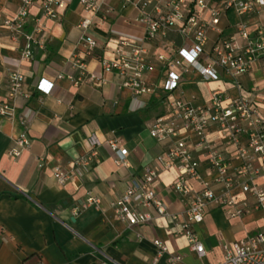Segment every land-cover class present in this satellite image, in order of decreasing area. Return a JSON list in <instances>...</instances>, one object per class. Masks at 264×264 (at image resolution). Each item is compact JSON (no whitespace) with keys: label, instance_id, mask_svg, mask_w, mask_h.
Wrapping results in <instances>:
<instances>
[{"label":"crops","instance_id":"0c3cea01","mask_svg":"<svg viewBox=\"0 0 264 264\" xmlns=\"http://www.w3.org/2000/svg\"><path fill=\"white\" fill-rule=\"evenodd\" d=\"M63 1L66 7L61 15L39 20L44 47H33L32 58L25 61L20 47L29 43L31 18L39 15L40 9L32 6L29 22L16 42L2 21L15 15L20 1L0 0V103L9 100L7 72L18 70L26 78V96L14 101L15 118L0 117V264H170L165 257L156 256L154 237L181 255L182 260L176 264H217L223 259L222 246L247 233H235L229 227L231 222L240 226L245 216L253 214L261 220L259 211L231 219L226 208L207 206L202 222L195 226L205 249L199 257L184 237L173 235L169 218L150 209V222L127 227L108 202L122 194L145 166H158L155 157L165 149L166 141L154 139L148 128L156 115L164 112L167 98L181 95L204 103L213 90L226 89L233 96L236 88L226 79L205 82L191 75L173 93L164 92L165 66L157 56H176L187 41L177 27L145 41V31L135 20L143 11L153 12L162 0H145L143 11L142 0H104L110 8L104 18L85 11L79 0ZM82 17L91 19L86 34L77 26ZM239 19L247 20L251 33L257 23L264 27V13L239 15L233 8L222 13L217 27L230 35ZM87 36L96 45L89 47ZM208 36L210 46L217 34L209 30ZM121 41L147 48L151 68L144 73L143 81L153 91L134 96L130 89L119 87L118 75L102 71L99 59L113 57ZM78 58L86 64L83 74L72 62ZM41 80L53 84L48 95L37 88ZM207 82L220 87L211 89ZM240 85L241 92L254 100L264 116V64L254 62L240 77ZM18 115L28 121L30 145L20 157L13 158L7 151L20 133ZM109 139L128 149L127 166L115 164ZM93 149L97 154L90 165L73 166V160ZM56 167L72 171L65 184H58L53 177ZM158 173L154 181L158 196L169 211L180 216L184 203L169 187L178 174L174 168ZM201 174L205 179L210 177L209 172ZM257 182L264 183V177ZM188 184L200 187L192 179ZM89 195L98 197L102 205L73 214L72 208Z\"/></svg>","mask_w":264,"mask_h":264},{"label":"built area","instance_id":"2783aa9c","mask_svg":"<svg viewBox=\"0 0 264 264\" xmlns=\"http://www.w3.org/2000/svg\"><path fill=\"white\" fill-rule=\"evenodd\" d=\"M20 6L15 15L4 17L3 24L8 28L11 38L18 42L23 29L28 24L30 9L38 6L40 14L32 16V33L29 43L20 47L21 58L29 61L33 47L43 48L45 36L40 27V19L56 18L66 7L63 0H19ZM131 3L132 0H123ZM87 12L100 14L101 18L110 8L104 0H79ZM141 10L146 6L142 0ZM243 15L246 12L260 15L264 13V0H162L153 12H144L135 18L145 31V41L157 38L161 33L177 27L187 41L178 48L176 56L166 58L158 55L164 62V92L171 94L179 84L191 75L202 81L229 80L236 88L235 95L226 89H216L204 103L188 100L181 95L167 98L164 112L156 115L148 128L150 136L157 141H166L165 149L156 155L158 166H145L138 177H133L124 192L111 199L108 204L116 217L127 227L138 226L152 220L150 209L160 217L169 218L173 235L184 237L197 256L205 254L204 244L200 241L195 226L202 222L204 212L210 204L226 208L231 219H239L253 211L261 213L260 228L254 233H246L240 238L226 242L222 246L223 259L217 264H264V116L250 96L241 92L240 77L246 74L254 62L264 64V27L256 24L253 33L247 28V20L239 19L230 35H224L217 27L220 16L225 10ZM207 13L208 17L204 14ZM90 17H82L78 27L83 33L90 26ZM217 34L209 45L208 31ZM86 34V33H85ZM89 47L96 45L90 36L85 38ZM147 48L141 43L121 41L111 58L99 59L103 72H113L120 77L119 87H125L135 96L153 91L143 81L144 73L151 65L147 60ZM73 65L79 67L81 74L85 62L75 59ZM91 77L96 76L91 74ZM9 100L0 103V117L15 118L14 101L26 96L23 88L26 78L18 70L6 74ZM51 82L41 80L37 88L48 95ZM20 133L8 148L7 155L20 157L30 145L27 135L28 121L21 115L16 116ZM113 161L117 166H127L128 149L120 147L115 139H109ZM97 154L90 153L73 160V166H87ZM174 168L178 174L169 183L172 191L184 203L182 214L171 212L166 203L158 196L154 181L159 170ZM201 172H209V179ZM72 171L56 167L53 177L58 184L71 179ZM192 179L199 188L188 184ZM98 197L87 196L81 204L72 208L78 214L89 206H101ZM152 245L157 257H165L170 264L182 260L179 253L170 251L158 237ZM106 264V263H103ZM119 264V263H116Z\"/></svg>","mask_w":264,"mask_h":264},{"label":"rangeland","instance_id":"374dc122","mask_svg":"<svg viewBox=\"0 0 264 264\" xmlns=\"http://www.w3.org/2000/svg\"><path fill=\"white\" fill-rule=\"evenodd\" d=\"M207 83L211 89L220 87V85L216 83H210V82ZM242 94L245 95L244 93ZM242 223L243 224H240L239 226L238 224L231 222L229 227L233 228L234 232L237 233L238 235L240 234L243 235L245 234V232L252 234L260 228L261 220L259 219V216L253 214V215L245 216Z\"/></svg>","mask_w":264,"mask_h":264}]
</instances>
